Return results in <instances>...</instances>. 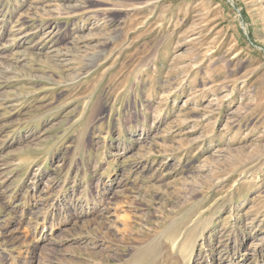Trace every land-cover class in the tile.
I'll return each mask as SVG.
<instances>
[{
	"label": "rangeland",
	"instance_id": "374dc122",
	"mask_svg": "<svg viewBox=\"0 0 264 264\" xmlns=\"http://www.w3.org/2000/svg\"><path fill=\"white\" fill-rule=\"evenodd\" d=\"M175 226L191 264H264V0H0V264Z\"/></svg>",
	"mask_w": 264,
	"mask_h": 264
},
{
	"label": "bare ground",
	"instance_id": "6f19581e",
	"mask_svg": "<svg viewBox=\"0 0 264 264\" xmlns=\"http://www.w3.org/2000/svg\"><path fill=\"white\" fill-rule=\"evenodd\" d=\"M90 208L87 209L90 210ZM87 209L86 212H88ZM129 221V218L124 215L118 218L123 228L129 227ZM44 229L45 227L42 226V231ZM166 232L163 244L157 246L153 242L145 248H139V251L135 252L132 259L125 264H191L194 258V247L201 237L198 235L197 238L195 231L186 226L171 227Z\"/></svg>",
	"mask_w": 264,
	"mask_h": 264
}]
</instances>
